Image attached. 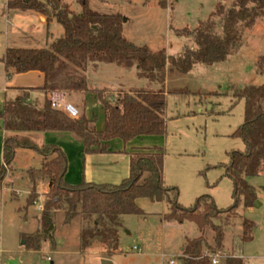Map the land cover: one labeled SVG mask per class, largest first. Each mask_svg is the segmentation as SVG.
<instances>
[{"label": "trees", "instance_id": "16d2710c", "mask_svg": "<svg viewBox=\"0 0 264 264\" xmlns=\"http://www.w3.org/2000/svg\"><path fill=\"white\" fill-rule=\"evenodd\" d=\"M218 0L211 16L192 29L176 32L188 39L194 48H181L175 56L165 51L153 52L147 46H136L123 36V18L120 14H100L88 9L82 2L79 14L69 9L64 0H8V8L34 12L48 24L55 21L63 34L46 48H7L0 62L6 79L30 72L42 76L39 88H12L15 97H5L0 106V127L7 134L68 133L82 145V154L110 153L112 141L123 144L138 138L164 136L166 97L164 83L169 68L180 74L188 73L194 65L212 66L235 54L245 30L251 28L264 14V0ZM165 8L163 1L159 2ZM110 64L121 68L135 67L139 78L160 86L157 91H130L117 94L115 103L109 102L105 91L89 89L86 72L90 66ZM256 66L264 68V57ZM42 94L40 102H30V92ZM63 92L65 96L91 92L103 111L104 125L96 130L94 119L84 114L69 118L51 108L50 95ZM244 103L243 124L231 138L240 139L243 152H232L225 175L233 183L235 203L227 209H218L208 195L200 196L195 204L183 208L178 203V191L164 183V151L161 148L136 149L130 153L129 174L118 184L81 182L70 185L64 181L67 160L55 145L40 147L7 136L2 145L0 165V192L3 181L12 170L18 149H33L41 157L38 169H29L26 176L31 183L29 200L36 194L38 182L46 180L48 190L41 212L43 231L24 237L25 248L38 253L49 239L48 230L54 213L61 212L64 224L77 223L80 227L82 251H93L98 246L104 259L119 251V232L126 216H143L138 199L164 203L162 220L166 223H194L200 235L185 239L177 264H211L210 256L223 249L224 225L240 203L249 207L255 201L246 179L258 176L264 168V84L248 85L233 94ZM49 218V224L46 223ZM87 224V225H86ZM253 223L242 222L243 240H249ZM45 231V232H44ZM221 264H244L241 258L226 255Z\"/></svg>", "mask_w": 264, "mask_h": 264}, {"label": "rangeland", "instance_id": "374dc122", "mask_svg": "<svg viewBox=\"0 0 264 264\" xmlns=\"http://www.w3.org/2000/svg\"><path fill=\"white\" fill-rule=\"evenodd\" d=\"M64 1L74 13L82 11L83 0ZM84 1L92 12L120 14L126 20L123 22L122 33L129 42L136 46H147L153 52L165 51L171 57L180 53L184 46L194 48L188 39L179 37L176 32L192 30L199 22L208 19L218 2L168 0L164 8L159 5L164 0ZM7 2L0 0V59L7 48H46L51 41L62 36L63 30L55 21L39 25L34 12L8 8ZM225 4L229 7L230 0ZM262 57L264 14L244 31L239 50L225 61L212 66L194 65L186 74L167 68L164 83L166 146L156 141L160 139L143 137L135 140L132 146L139 149L157 147L164 151L166 169L180 186L182 199L189 197L193 190L191 185L195 186L199 182L205 190L210 191L200 196H216L215 205L218 209L234 205L233 183L225 172L230 162L229 155L244 151L243 142L231 138L232 133L243 124L244 103L235 99L233 94L244 86L264 84V68L258 70L256 66ZM86 77L89 89L105 91L104 97L111 103L116 102L117 94L121 92L160 89L158 84L139 78L135 67L119 68L100 64L99 69L88 70ZM35 83L34 74H19L10 80L6 79L5 68L0 62V106L5 97H15L16 93L11 87L35 86ZM31 96L30 101H41V98L36 99L33 91ZM66 101L81 109L86 118L94 119L96 130L103 129V111L93 93L70 94L66 96ZM65 136L73 140L72 135ZM25 138L22 141L38 147L45 143L42 134ZM58 142L61 143L60 140ZM122 144L118 140L110 142L112 149ZM177 154H180V158ZM68 155V179L74 181L76 173L80 172L81 157L71 152ZM89 160L90 165L86 169L92 174L96 173L97 178L106 179L101 180L105 181L101 183L118 184L126 177L123 173L124 169L127 172V166L124 167L123 161L117 167L106 169L108 158L91 157ZM41 163L42 157L35 150L18 149L12 170L7 173L10 175L4 187L11 184L13 191L0 192V264H100L104 257L98 246L93 247L94 252L82 251L79 225L73 222L64 224L61 212L54 213L52 229L48 232L49 239L42 245L41 251L34 253L25 248V236L44 230L42 211L37 210L36 202L41 198L43 207L46 193L35 194L29 200L31 183L26 176L27 170L38 169ZM180 165L187 169L200 167L194 176L198 182L189 176V170L185 168H182L185 172L177 173L176 168L179 167L176 166ZM246 181L253 190L255 201L245 208L240 200L236 212L224 225L221 254L241 256L244 264H264V168L258 176ZM37 184L41 193L48 190L46 180ZM167 186L177 189L179 199L178 187ZM200 196L187 207H182H192ZM144 202L148 206L140 204L143 216L123 218V228L119 232V251L107 259L111 264H167L170 259L178 263L185 239H194L200 235L194 223H166L157 211L160 205H154L148 200ZM244 219L253 223L249 240H243ZM134 247L138 251L133 250Z\"/></svg>", "mask_w": 264, "mask_h": 264}, {"label": "crops", "instance_id": "0c3cea01", "mask_svg": "<svg viewBox=\"0 0 264 264\" xmlns=\"http://www.w3.org/2000/svg\"><path fill=\"white\" fill-rule=\"evenodd\" d=\"M164 3H165V7H166L167 4H168V0H164ZM34 14L36 15L37 23L39 25H47L45 23V19L42 16H40V15H38L36 13H34ZM119 68H121V67H119ZM97 69H99V65L96 68H93L92 66H90L88 68L89 71H95ZM88 70H87V72H88ZM26 74H34L35 75V82H36L35 84L36 85L35 86H28V87H18V88H22V89L39 88L42 85V76L39 73L30 72V73H26ZM11 88H17V87H11ZM33 92L35 93V97H37L36 99H39V98L42 99V94L39 91H33ZM31 93L32 92H30V97H29L30 100H31V97H32ZM30 102H33V101H30ZM69 103L72 104L71 102H69ZM75 107L80 111V114H84L81 109H79L77 106H75ZM37 134L44 135V140H45L44 145H55V146L59 147L63 151V153L65 154L66 160L68 159V156H69L68 154H70V152H71L72 155L73 154L74 155H79V157H81L80 164H79L80 172L76 173V175H75V177L73 179L74 181H69V179H68L69 174H68V161H67V170H66V173L64 175V181L67 184H70V185H77L78 183H81V182L93 183V184H111V183H101V182H105V181H101V180H106V179L99 178V177L97 178L96 177V173L92 174L89 169L88 170L86 169L87 166L90 165L89 158H91V157H106V158H108L109 159L108 160L109 164H107V168L105 166L106 169L113 168L115 166L117 167V165H119L120 161H123L124 167H125V165L127 166L126 167L127 168V172L124 169L123 176L127 177L128 174H129V160H130V156L129 155H130L131 152L134 151V149L135 150L139 149L137 146H132V145L135 142V140L142 138V137H138V138L128 142L127 144H122L121 146H117L116 148H113V149L109 145L110 153H108V154L83 156V154H82V145L78 141H76L74 138H73V140H72V138H67L68 136H65V134H68V133H18V134H15V135L13 134V135L17 136L22 141L23 139H26L25 137H33L34 135H37ZM7 135L8 134L5 133L2 130V128L0 127V164H2V145H3V140L7 137ZM143 138L160 139V140H156V141H159L158 143L162 144V146H164V147L166 146V140L164 139V136H152V137H143ZM59 140L61 141V143L58 142ZM126 145L127 146L130 145V146L127 147ZM133 147H135V148H133ZM15 156H16V154H15ZM177 157L180 158V154H177ZM176 167H179V168H176L177 169V173H182V172L186 171V170L182 169V168H185L184 166L180 165V166H176ZM185 169H187V168H185ZM187 170H189L188 171L189 172V176L191 178H194V176H196L197 172L200 170V167H198L196 169H194V167H193V168H190V169H187ZM163 172H164V182H165V184L170 185V186H177L178 189L180 190V186L176 183L175 180L172 179L171 173H169L167 171L165 161L163 163ZM9 175L10 174L6 175V177H5L4 181H3V189L1 190V193L2 192L9 193V192L13 191L11 184H10V186L4 187V184L7 185V181H8ZM107 177L108 176H106L105 178H107ZM112 180H114V178H112ZM194 180L198 182L197 178H194ZM71 182H73V183H71ZM191 187H192L193 190H192L190 196L189 197H185L183 199L181 197V190H180V195H179L178 202L183 207H187L188 204L193 202V200H195V198L200 196L201 194L210 193V191L208 189L205 190L203 188V186L201 184H199V182L197 184H195V186H194V184L191 185ZM40 191L41 190L39 189V185L37 184L36 185V194L40 195V194H45L47 192V191H45V192L41 193L42 191L41 192ZM27 193L28 192H26V194ZM215 197L216 196L211 197L213 199L214 203L216 202V198ZM144 200H148V199H138L137 202H136L138 207L142 211H143V209L140 206L141 203H142L143 206L144 205L148 206V203L144 202ZM150 203H153L154 205H160V208H158L157 211L159 212L160 216H162L164 214V212L166 210V207H165L164 203H160V202L159 203H154V202H151V201H150ZM127 235H130V234L127 233ZM136 250L138 251V249H136ZM35 260H37L36 257H35Z\"/></svg>", "mask_w": 264, "mask_h": 264}, {"label": "built area", "instance_id": "2783aa9c", "mask_svg": "<svg viewBox=\"0 0 264 264\" xmlns=\"http://www.w3.org/2000/svg\"><path fill=\"white\" fill-rule=\"evenodd\" d=\"M50 105L51 108L61 111L65 116L69 118H78L80 116L79 110L73 106L72 104L66 101V96L63 92H53L50 95ZM41 198H39L38 202H36V207L38 211H42L43 207L41 206ZM133 250H136L134 247ZM236 258H241V256H232ZM227 258L226 255H222L220 253L214 254L210 256L211 264H221V261ZM167 264H177L173 259L168 260Z\"/></svg>", "mask_w": 264, "mask_h": 264}, {"label": "water", "instance_id": "95a60500", "mask_svg": "<svg viewBox=\"0 0 264 264\" xmlns=\"http://www.w3.org/2000/svg\"><path fill=\"white\" fill-rule=\"evenodd\" d=\"M123 22H126V20H123ZM46 223L49 224V218H46ZM51 229H52V225L49 224L48 230L46 231V233L49 232ZM100 264H111V262L109 260H107V259H104V260L101 261Z\"/></svg>", "mask_w": 264, "mask_h": 264}]
</instances>
